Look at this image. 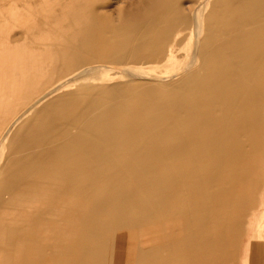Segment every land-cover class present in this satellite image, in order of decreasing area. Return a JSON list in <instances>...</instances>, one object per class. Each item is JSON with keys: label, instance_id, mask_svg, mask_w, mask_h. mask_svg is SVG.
Segmentation results:
<instances>
[{"label": "bare ground", "instance_id": "6f19581e", "mask_svg": "<svg viewBox=\"0 0 264 264\" xmlns=\"http://www.w3.org/2000/svg\"><path fill=\"white\" fill-rule=\"evenodd\" d=\"M105 1L4 53L0 264H259L264 0Z\"/></svg>", "mask_w": 264, "mask_h": 264}, {"label": "rangeland", "instance_id": "374dc122", "mask_svg": "<svg viewBox=\"0 0 264 264\" xmlns=\"http://www.w3.org/2000/svg\"><path fill=\"white\" fill-rule=\"evenodd\" d=\"M67 2L68 0H0V71H9L10 67L5 62L7 59L4 53L18 52L23 44L37 45L40 48L51 47L49 37L56 40L62 38L61 24L58 21L62 18L60 14L64 12V5ZM112 3L115 1H105L106 6ZM123 76L129 78L125 74ZM74 214L75 209L71 208L65 212L63 217L68 222ZM262 222L264 223V218ZM130 233L124 236L123 248V258L130 264L133 260L132 251L137 243L140 241L153 243L165 241L168 238L159 231H147V234L143 233V238L139 236V239L136 237L138 234L135 230ZM256 244H252L248 249L237 250L226 261V264H255ZM259 255V264H264V252L261 250Z\"/></svg>", "mask_w": 264, "mask_h": 264}]
</instances>
